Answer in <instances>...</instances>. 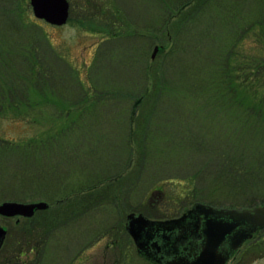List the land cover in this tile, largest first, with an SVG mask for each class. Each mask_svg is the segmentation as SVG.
<instances>
[{
  "label": "rangeland",
  "instance_id": "1",
  "mask_svg": "<svg viewBox=\"0 0 264 264\" xmlns=\"http://www.w3.org/2000/svg\"><path fill=\"white\" fill-rule=\"evenodd\" d=\"M68 2L66 23L55 26L36 19L29 0H0V64L5 65L0 90L3 80L18 79L26 85L27 101V105L16 101L13 107L0 97V137L20 143L22 149L28 146L23 144L26 139L45 134L48 126L60 134L61 127L71 122L65 141L72 143L80 129L79 137L83 132L93 145L65 151L71 166H62L65 171L55 178L59 191L21 184L15 178L0 188V203L45 201L49 205L30 218L0 216V225L9 232L0 249V262L87 264L91 259L90 264H155L136 253L125 230L127 213L142 212L149 218L165 220L180 217L194 201L237 209L264 203V177L260 175V180L249 187L250 175L264 169V106L254 112L243 110L237 99L239 91L223 92L219 78L230 40L228 25L223 24L227 22L225 10L219 7L223 0H193L181 8L179 0H166L170 7L166 11L160 6L161 0ZM256 6L251 9L253 19L262 16ZM4 11L12 21L3 18ZM181 21L183 26L196 27L192 35H188L190 28L175 33ZM210 22L215 24L213 36L203 34ZM132 30L138 35L126 39V32ZM251 31L248 47L245 49L240 41L237 51L260 56L264 44L256 38L264 39V25ZM26 40L34 44L24 43ZM175 41L177 47L172 52ZM209 49L213 55L207 56ZM32 63L41 66L44 81L55 79L57 93L40 88L42 77L30 79ZM243 64L246 70L252 66L247 59ZM145 65L148 73L144 75ZM229 67L235 74L234 60ZM240 71L237 69L238 77ZM125 80H130L126 86ZM256 89L254 86L255 93ZM49 95H57L55 103ZM155 96L160 97L158 101ZM167 104L176 105L173 114L168 112L157 119L156 114ZM81 106L83 121L77 123ZM122 107L125 125L110 128L108 117ZM50 113L57 115L56 120ZM166 118L174 119L171 127L162 126ZM186 129L192 135L195 132L197 140L205 135L206 146L215 148L214 154L183 156V150L173 152L177 147L173 142L163 145L162 134ZM47 144L40 142L34 147L44 150ZM226 146L231 149L232 160L222 156ZM32 151L37 153L34 148L27 153ZM81 152L88 157L83 159ZM58 158L54 154L51 159ZM19 162L12 160L10 167ZM99 179L93 189L76 192ZM16 218L21 222L15 224ZM27 238L34 243L36 239L44 241V256L40 253L35 257L31 252L19 258L17 253L15 259L14 250L26 245ZM229 264H264V230L255 232Z\"/></svg>",
  "mask_w": 264,
  "mask_h": 264
},
{
  "label": "trees",
  "instance_id": "2",
  "mask_svg": "<svg viewBox=\"0 0 264 264\" xmlns=\"http://www.w3.org/2000/svg\"><path fill=\"white\" fill-rule=\"evenodd\" d=\"M193 0H179V6L178 7H182L185 4L192 2ZM161 4L160 6H162V10L166 11L168 8H170L168 6V3L166 2V0H161ZM232 2L234 3V5L232 4ZM90 3V2H89ZM88 3V4H89ZM24 4V3H23ZM254 5H257L256 8L258 9V11H260L261 15H258L257 18L253 19L251 17V9L254 8ZM209 6H213V5H209ZM208 6V7H209ZM258 6H261L262 8H258ZM24 8H27L26 5L24 4L23 6ZM178 7L176 9H178ZM220 9H224V16L227 19V22H223V24L227 23L228 27V31L227 33L230 35V40H229V46L227 49L226 54L223 57V66H221V70L220 71V80H221V84H222V89L223 92L225 91L226 93H233L236 92V89L239 91V95L237 93V99L239 104L241 105L243 110H246L248 112H254V109H256V107H263L264 106V53L260 52V56H253V55H248V51H242L240 53H238L237 49H238V43L240 41H242V46L248 47V43L251 40L252 34L249 32V30H252L251 32H255V28L256 27H262L264 25V0H223V2H221L220 4ZM9 8V7H8ZM179 8V9H180ZM101 10V7H100ZM255 12V11H254ZM263 12V13H262ZM7 11L3 12V15H6V17L3 16V18H5L6 20H13V17L10 16L8 17ZM108 13L105 16L106 21H108L107 18ZM186 17V16H185ZM247 17V18H246ZM197 22H195L194 24H196ZM193 24V25H194ZM192 25V26H193ZM205 25V23H204ZM188 25H184L183 26V21H181V24L179 25V28L176 29L177 34H181L184 31H190V34H188L189 36L192 35L191 32H194V29H196L195 26L191 27ZM214 25H212V22H210L207 26V30L206 32L204 31V35L209 36H213V29H214ZM239 26V31H237V28ZM202 27V26H201ZM200 27V28H201ZM234 29V32H230V30ZM127 34L125 35V38L130 40V39H134L136 35H138V32L135 31H130V32H126ZM191 39V38H190ZM107 40V39H106ZM187 40V37H185V40ZM102 40H100L99 42H101ZM105 41V40H104ZM257 42H261L262 44H264V39H262L261 37L256 38ZM24 43H32L34 44V41H30L28 42L27 40ZM176 41L173 44V47L171 48V51L173 52L174 49H176L175 47ZM232 46V48H231ZM175 47V48H174ZM246 49V48H245ZM207 56L208 55H213V51L212 50H207ZM217 53V50H216ZM216 57V55H215ZM239 59H241V61H239ZM247 59L248 62H250L252 64L251 68L249 70H246L244 64H243V60ZM35 60V59H34ZM234 60L235 62V66L236 68H232L236 69L235 74L232 73L231 71V67H229L230 62ZM2 60H0L1 62ZM129 64V63H128ZM128 64H127V68H128ZM134 65V64H132ZM131 65V66H132ZM147 65L144 66V75L145 72L146 74L148 73V68H146ZM5 65L2 66V64H0V75H2L5 71ZM237 69L241 70L240 71V76H237ZM6 75V74H5ZM44 75L45 73L41 72V66L38 64H34L32 63L31 65V77L30 79H39V77H42L41 82L39 84L40 88H44V89H48L49 92L51 94L53 93H57V90H54V88H59L57 85V82L55 81L54 78H50L47 81H44ZM250 80V82L247 83V81ZM130 80H125V86L128 84L127 82H129ZM3 86L1 87L0 90V97L3 100H8L9 104L8 106H15L17 105V102H20L24 105H27V101L25 98V88L26 85L21 83L20 81H18V79H14V78H10L8 79V81L3 80L2 82ZM1 85V84H0ZM155 86H157V84L155 83ZM257 87V93H255L253 91V88ZM239 87V88H238ZM117 89L121 90L122 88L116 87ZM126 90V88H125ZM164 92V90H163ZM47 96V95H45ZM159 96H155V99L157 100ZM18 98V99H17ZM57 95L53 96V95H49V99L52 100V102H56L57 100ZM119 98V97H118ZM160 98V97H159ZM47 102H48V98ZM159 100V99H158ZM157 100V101H158ZM158 102H156L157 104ZM62 105H64V102H61ZM60 104V105H61ZM1 105V103H0ZM114 105V102H113ZM32 106H36V103H32ZM163 111H161L160 114H156L157 119L163 118L165 116H167L168 112H171L173 114V109L176 108V105L174 104H167V105H163ZM167 107V109L165 108ZM110 109V108H108ZM121 109L120 112L118 113H113L111 115V117L109 116V125L110 128H114L117 125H125V109L124 107L119 108ZM83 109L82 106L79 110V114H78V118L76 119V122L78 123L79 120L83 121ZM53 114V113H50ZM60 114L59 118H62L63 114L61 113H57ZM55 116V120L57 118V115L53 114ZM165 115V116H163ZM129 116V115H128ZM65 118V116H63ZM130 117V116H129ZM129 119L126 120V122H128ZM174 123V119H168L166 118L165 120L162 121V126L165 125V127H171V125H169ZM71 122L69 123H65L64 126L61 127V133L57 134L55 132V130H53V128L51 126H48L47 130L44 131L45 134L39 135L37 138H28L26 139L27 142L23 143V144H27L30 148H27L28 146H25L24 148L20 149V143H15V141L9 140V139H4L0 137V188H3L4 184L6 181H9V179H13L15 178V182L19 181V183L21 184H27V185H38L43 186L44 188H58V185H60L58 182H56L57 180H55V178H58V174L63 170L64 167H70V163H69V157L68 155H64L66 154L65 151H69V150H73V151H78V149H80L81 147H85V146H93L91 139L87 138L85 140V137L83 136V132H81V135L79 137V130L75 131L76 133V137L74 138V141L72 143L70 142H66L65 138L66 135L69 131H71V126H70ZM187 126H190L187 124ZM44 128V127H43ZM43 128L41 129V132H43ZM121 130V128H120ZM125 130V129H124ZM187 132L188 138L187 136L185 137V133ZM193 135L187 131L184 130H179L178 133L175 134H170V133H165L162 134L160 136L161 140L163 141V145L165 146H169L172 145H176L174 147H176V149H174L173 152L183 150V156L186 155H190L193 157V155H201L204 156L206 153L208 152V154H214L213 152H215V148H211L209 146H206V136L205 135H201L200 139L197 140V136L195 132H192ZM151 135V134H150ZM151 137V136H150ZM85 141V142H84ZM40 142H48L47 149H39L37 151V149L34 147L35 145H37ZM51 146H50V145ZM53 146V147H52ZM72 147V148H71ZM31 148H34L36 150L37 153H35L34 151L27 153V151ZM185 151V152H184ZM154 153V152H153ZM54 154L57 155L58 154V159L57 161L52 160L51 158L54 157ZM82 158L85 159L88 156L84 155L83 152L80 153ZM161 154H163L161 152ZM231 149L226 146L224 147L223 150V154L222 156L225 155V159L226 160H232L231 158ZM179 155V154H178ZM72 157V156H71ZM178 157V156H176ZM162 158L164 160V154L162 155ZM19 159L20 162L18 165H16L14 168L10 167V162L12 160H16ZM27 159H30L29 161ZM31 163H28L30 162ZM66 162V163H65ZM164 162V161H163ZM173 162V160H172ZM65 163V164H64ZM174 163V162H173ZM233 163V162H232ZM234 166L238 164L233 163ZM14 170V171H12ZM32 170V172H31ZM34 170V171H33ZM18 171V172H15ZM261 171V169L259 170ZM260 175L264 177V169L262 173H254L250 175L251 179H249V187L254 186V184H256L258 182V180H260ZM20 177V179H19ZM26 177L29 181V183H27V181H25L23 178ZM193 179H195L196 177L193 176ZM223 181L225 182L224 177ZM249 178V177H247ZM258 179V180H257ZM22 180V182H21ZM54 180V181H53ZM99 180L94 181L93 183H91L90 185L87 186H80L77 191H79L80 189L84 188H91L93 189L94 187L97 186V184L99 183ZM166 181V180H164ZM168 181V180H167ZM224 182L221 181V179L219 180L220 184H224ZM264 185V182L262 183ZM41 189V188H40ZM74 192V191H73ZM74 192V193H76ZM49 193H53V192H49ZM56 194V192H54ZM91 193V192H90ZM3 197H0V199H2ZM61 199V198H59ZM61 202V201H60ZM196 202V201H194ZM263 202V201H262ZM213 203V202H212ZM259 203H249L248 206H253ZM88 210L85 209L84 211ZM48 228V227H47ZM48 232L51 231L49 228L47 230ZM26 245H23V248H21V246H17V244H19L18 242L15 244L14 247V251H15V259H18V257H22V256H27V253H31L33 252L35 257H37L40 253L42 254V251L44 250V241H42L41 243H39V239L35 240V243L33 242V240L27 238L25 240ZM112 243V241H111ZM25 246V248H24ZM39 246V247H38ZM17 253H18V257H17ZM12 254V253H11ZM43 255V254H42ZM0 264H6L4 261L0 262Z\"/></svg>",
  "mask_w": 264,
  "mask_h": 264
},
{
  "label": "water",
  "instance_id": "3",
  "mask_svg": "<svg viewBox=\"0 0 264 264\" xmlns=\"http://www.w3.org/2000/svg\"><path fill=\"white\" fill-rule=\"evenodd\" d=\"M29 3L34 15L50 24L60 26L68 19L69 3L67 0H29ZM157 48V46L154 48V53ZM46 207L47 203L43 201L30 203L3 201L0 203V214L30 217L36 209ZM197 217L204 221L205 245L200 254L190 262L181 263L178 260H172L165 264H224L225 258L219 257L221 255L217 254L218 245L227 241L229 244L228 255L250 238L257 228L264 227V204L242 209H227L195 203L182 217L167 221H155L142 213L130 212L126 215L125 229L140 251L147 240L154 239L159 243L162 234L170 235L174 233L176 225L185 221H193ZM4 237L5 230L0 226V246Z\"/></svg>",
  "mask_w": 264,
  "mask_h": 264
},
{
  "label": "flooded vegetation",
  "instance_id": "4",
  "mask_svg": "<svg viewBox=\"0 0 264 264\" xmlns=\"http://www.w3.org/2000/svg\"><path fill=\"white\" fill-rule=\"evenodd\" d=\"M37 211L40 210H35L32 216H34ZM19 222H21V220L16 218L15 224H18ZM203 223L204 221L197 217L193 221H185L184 223L178 224L173 230L174 233L170 235L162 234L160 236L159 243L155 242L154 239L147 240L146 244L143 245L141 250L138 252L142 256L154 261V263L157 264H164L167 261L177 259L178 261H183V263H185V260L191 261L201 252L203 246L205 245ZM1 226L5 230L6 237V234L9 233L8 229L4 225ZM262 230H264V228H262L261 231ZM228 245V242L224 241L219 245L218 249H225ZM21 248H23L22 244ZM239 249L233 251L229 257L225 256V264H229L231 260L234 261V259H236V254ZM222 252H225V250ZM42 256H44V254ZM84 258L85 257H83V260ZM91 261L92 260L89 259L87 264H90Z\"/></svg>",
  "mask_w": 264,
  "mask_h": 264
}]
</instances>
